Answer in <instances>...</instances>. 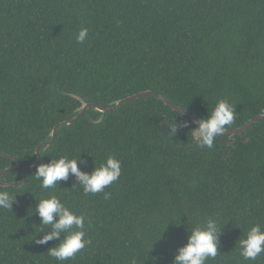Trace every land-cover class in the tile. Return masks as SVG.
Segmentation results:
<instances>
[{"label":"trees","instance_id":"trees-1","mask_svg":"<svg viewBox=\"0 0 264 264\" xmlns=\"http://www.w3.org/2000/svg\"><path fill=\"white\" fill-rule=\"evenodd\" d=\"M81 28L88 38L78 44ZM146 91L198 119L227 99L236 118L226 130L264 114V0H0L3 184L22 181L53 129L78 115L73 95L108 107ZM101 117L91 108L60 127L24 184H0L16 196L0 209V264H60L47 254L58 240H35L51 231L41 232L35 214L50 194L91 221L92 244L63 264H172L187 229L208 218L222 231L220 254L206 264H264V254L245 261L236 246L264 227V119L208 149L190 132L191 117L152 95ZM109 155L122 175L108 199L85 195L74 176L52 189L34 177L51 159L81 156L90 173Z\"/></svg>","mask_w":264,"mask_h":264},{"label":"clouds","instance_id":"clouds-1","mask_svg":"<svg viewBox=\"0 0 264 264\" xmlns=\"http://www.w3.org/2000/svg\"><path fill=\"white\" fill-rule=\"evenodd\" d=\"M87 38V28H81L75 37L78 44L84 43ZM235 118V106L227 99H220L208 116L199 119L197 126L190 132L200 148L212 149L216 138L222 135L226 128L234 125ZM191 123L186 121L183 127H190ZM93 163L95 167L88 173L81 170L80 165L86 166L81 156L76 158L62 156L51 159L49 163L40 164L34 177L41 181V188L52 189L58 183L74 176L77 181L76 186L82 187L85 195L103 192L105 199H108L111 194L105 192V189L121 177L122 163L112 155H109L99 166H96L95 161ZM15 197L6 190H0V209L11 210ZM35 214L41 220L40 226H45L41 232L46 229L51 230L41 239H35L36 243L47 245L53 240H58L59 243L49 248L47 254L60 264L74 259L79 252L92 244V240L87 236L86 221L90 225L89 218L83 213L77 214L71 210L57 195L50 194L47 198L39 200ZM187 231L190 233L187 243L177 250L172 264H206L209 259H215L220 254L222 229L216 219L208 218L202 225L189 227ZM236 246L245 261H256L261 254H264V227L256 224L249 228L245 238H240Z\"/></svg>","mask_w":264,"mask_h":264},{"label":"water","instance_id":"water-1","mask_svg":"<svg viewBox=\"0 0 264 264\" xmlns=\"http://www.w3.org/2000/svg\"><path fill=\"white\" fill-rule=\"evenodd\" d=\"M155 96L156 98L160 99V100H163L165 102V104L169 105L170 107H172L174 110L178 111V112H181L183 113L184 115L188 116V117H191L195 124H197V122L199 121V119L197 117H195L194 115H192L190 112L188 111H185V110H182L181 108L179 107H176L174 106L173 104H171L168 100H166L164 97H162L161 95H158L156 93H154L153 91H146V92H142V93H139V94H136V95H133V96H130L128 98H125V99H122V100H118V101H115L113 102L112 104H110L108 107H101L99 105H96V104H92V103H86L83 99H81L80 97L76 96V95H73L74 98L78 99L80 102H81V107H79L77 109V113L78 115L76 117H74L72 120L70 121H65V122H62L61 124L57 125L53 131L51 132V141L49 142H46V143H43L41 144L38 148H37V151H36V155H37V158H36V161L34 163H32L31 165L25 167L22 172H21V176H22V181L20 182H13L11 184H3L2 181H1V177L9 172V169H6L4 170L1 174H0V184L4 187H7V186H19V185H22L26 182V172L28 170H33L37 164L39 163L40 161V156H41V149L42 148H49L53 145L54 143V140H55V137H56V134H57V130L60 128V127H63V126H66V125H71L73 124L74 122L78 121L89 109L93 108L96 112L98 113H101L102 114V117L100 120L97 121V123L101 122L103 120V117L105 114L107 113H111L115 110H117L118 108H120L122 105L130 102V101H133V100H136V99H139V98H142V97H146V96ZM63 112V111H62ZM264 119V114L262 115H259L253 119H251L245 126L241 127V128H238V129H234V130H225V132L223 134H227V135H235V134H238V133H241V132H244L246 131L247 129H249L253 124L261 121ZM169 130H170V127L169 125L165 124L164 127H163V131H164V136H168L169 134ZM3 156H7L11 159H13L14 161L17 162V166L15 167L16 169L20 168V163L19 161L15 158V157H12V156H8V155H5V154H2Z\"/></svg>","mask_w":264,"mask_h":264}]
</instances>
